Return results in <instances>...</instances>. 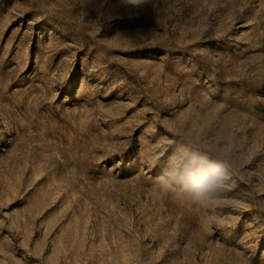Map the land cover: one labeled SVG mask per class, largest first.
<instances>
[{"label":"rangeland","instance_id":"374dc122","mask_svg":"<svg viewBox=\"0 0 264 264\" xmlns=\"http://www.w3.org/2000/svg\"><path fill=\"white\" fill-rule=\"evenodd\" d=\"M0 264H264V0H0Z\"/></svg>","mask_w":264,"mask_h":264},{"label":"clouds","instance_id":"9594fccd","mask_svg":"<svg viewBox=\"0 0 264 264\" xmlns=\"http://www.w3.org/2000/svg\"><path fill=\"white\" fill-rule=\"evenodd\" d=\"M214 177L207 174L202 175L198 179H194L190 185V191H195L197 197L204 195L212 188Z\"/></svg>","mask_w":264,"mask_h":264}]
</instances>
